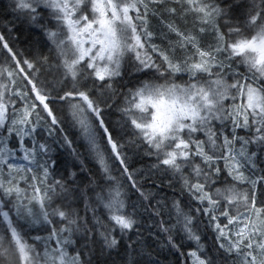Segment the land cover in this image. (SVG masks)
<instances>
[{"label": "snow or ice", "instance_id": "obj_1", "mask_svg": "<svg viewBox=\"0 0 264 264\" xmlns=\"http://www.w3.org/2000/svg\"><path fill=\"white\" fill-rule=\"evenodd\" d=\"M0 264H264V0H0Z\"/></svg>", "mask_w": 264, "mask_h": 264}]
</instances>
